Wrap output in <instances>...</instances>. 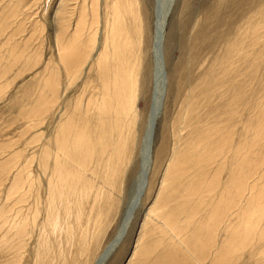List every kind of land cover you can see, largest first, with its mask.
Returning a JSON list of instances; mask_svg holds the SVG:
<instances>
[{
  "label": "rangeland",
  "instance_id": "1",
  "mask_svg": "<svg viewBox=\"0 0 264 264\" xmlns=\"http://www.w3.org/2000/svg\"><path fill=\"white\" fill-rule=\"evenodd\" d=\"M16 1L19 2V10H16L18 7L15 8L14 6L17 16L9 20L6 25H4L5 23L0 25V48H2L0 49V70L4 73L1 74L2 78L0 75V264H94L97 257L105 249L106 245L113 240L119 229V224L122 221L124 210L128 203L127 194L133 186V179L139 169V166H137L138 147L146 124V115H148L151 105L150 74L148 73L149 76L145 80H143V77H138V88L134 103L136 122L134 129L131 128L127 132V145L131 143L132 146L129 148L125 147L123 150L124 153L128 154H125V158L123 154L124 160H122L121 165H118V162L114 160L110 161L108 157L109 151L111 152L109 148L112 149V145L110 146L112 138L108 134L104 138V143L106 144L104 152L106 155L104 154V157L101 156V146L97 145L99 141L97 137L100 135L96 118H94L95 121L90 119L92 124H89L88 132L85 130L81 135L82 137H91L87 144L89 153H86L85 157H83L81 154H84V152H80L82 148L73 150V154H77L76 157L81 156L82 161L80 160L81 163L79 164L83 169L78 173V176L82 180L77 179V173L72 172L73 169H76L72 162L71 168V163L67 162L64 165L59 158L56 159L57 161L52 158L55 155L54 152L58 150L55 148L57 147L56 144H54L55 135L59 130L60 124H62L61 122L70 115L69 112L71 111V115L73 114L74 109L72 110V108H75L77 100L83 97L84 101H81L82 105L85 106L87 99H94L98 93V82L100 81L98 79L101 72L100 69L98 71L96 66L99 63L100 56L110 55V45L109 43L107 44L110 29L109 25H106L112 18L111 7L120 6V8L117 7L119 9L118 13L123 18L120 23L123 21L124 24L121 23L124 26L123 29L129 30L128 33H131L129 36H134L133 39H135L140 33L143 35L142 46L146 59L144 65H147L146 68L148 67L150 70V42L158 15L157 11L160 10L161 12L166 4L170 3V0H66L69 5L68 10L72 9V16L69 13L65 14V16H69L68 19H70L71 24L66 30L67 32L63 33L61 39L64 48H68L69 40L73 38L74 31L72 28L73 25L77 24V20H83L80 24L84 27L74 44L79 52L82 47H85L82 52L84 50L83 53L85 51L89 53L91 47L89 48L88 45L93 42L91 39L95 37V45L89 53L90 56L87 63L83 66L79 77L76 80L75 78L72 79L74 80L73 82L71 79L68 81L57 61L54 25L50 21L53 17L52 13L58 7L60 1L0 0L2 4L0 5V14L3 12L1 7L5 9L6 6H8L6 9H9L7 13H9V4H17ZM120 9H125L128 12L126 13ZM132 9L136 12L135 16V12ZM170 12L171 14L167 18L165 25L162 51L166 91L162 102V114L155 126L152 144L149 149L150 169L144 179V190L139 194L140 196L138 195L133 208L128 211L129 214L125 216V228L120 243L108 257L109 259L105 264H127L130 261V255L134 251L136 243L135 240L141 230L140 225L142 220H144V211L149 208L150 202L154 199L156 190H154V187L156 185L155 188H157L161 177L160 174H162L163 169L166 167L165 164L172 157L173 152L177 154L178 162L183 164L182 166L185 164L189 168L187 170L189 176L187 177L190 178V174L194 170V172L199 171V176L204 173L200 176L202 188L200 184L193 187V189H201L197 190L199 195L196 196V199L194 197L197 201L192 199L183 208V210L187 211V214L192 217L195 216L188 222L189 224L186 228L188 230L186 234L191 233V240H194V250H196L199 243H204L203 245L206 247L203 257L206 256L205 263L207 264L213 262L215 257L221 253L225 255L226 262L224 264H264V0H174ZM7 13L5 11L4 14ZM4 14H1L0 17ZM64 22L67 23V20ZM17 25L20 27V34L18 32L16 34L18 36L15 35L16 37L7 40L9 32ZM134 29L136 30L135 32ZM84 34L85 36H83ZM4 40L8 43L12 41V43L8 44ZM238 40L241 45H239ZM15 41L16 51L9 54L11 51L7 50L11 48L10 44ZM121 41L122 37H120L117 44L121 45ZM1 43H3L2 46ZM232 43L234 44L232 45ZM131 44L134 48L135 42ZM230 44L233 47H230ZM228 47L232 48V50ZM119 48L122 49V46H117V50H120ZM225 48L229 51H226ZM235 53L237 56L234 55ZM224 56L229 63L223 60ZM235 56L237 58L240 57L241 61L237 60ZM236 60L237 64L235 63ZM214 63L215 65L218 63L216 67L221 69L222 72L221 70L213 71L217 69L214 67ZM220 65L223 68L226 66L227 69L224 70ZM213 72L215 75H213ZM211 76L214 77L215 81ZM50 81L51 83L47 85L52 87L57 84L59 89L58 98L54 102L52 93L45 91L48 89L45 83ZM211 81L213 82L212 84ZM66 83H69L68 86ZM227 84L230 85L227 86ZM65 86L66 88H64ZM93 86L95 89L97 87V89L94 90ZM228 88H230L229 91ZM42 90L44 93L46 92L44 96H42L44 94L41 92ZM38 98H43L41 100L43 101L42 104L39 103L40 100ZM184 108H186V111ZM63 114L66 115L65 118H63ZM93 115L94 112L90 109L84 118L81 113L79 117L86 121ZM59 118L62 120H59ZM186 126L188 130L185 128ZM178 139H180V142H178ZM192 140L194 141L192 142ZM107 141L110 142L107 143ZM220 145L223 146V149ZM180 148L182 150H179ZM219 148L220 150H218ZM45 150L49 151L51 155L49 161L48 159L46 161L47 155L42 152ZM88 151L86 150V152ZM189 152L192 155L190 154L188 157L187 154ZM129 153L132 154L128 160ZM96 154H98L99 158ZM181 154L184 156L181 157ZM185 154L187 158H185ZM204 156L207 161H205L206 158ZM202 159L204 162L201 161ZM74 160L76 161V159ZM52 161L54 162L52 163ZM86 161L90 164L88 165ZM193 161L195 164H193ZM198 161H201V163ZM191 162L194 166H191ZM111 164L113 165L111 166ZM65 166L66 168L64 169L63 167ZM102 166H107L108 168H103ZM59 167V176L67 181V183L64 181L66 187L63 188V185H61L62 191L57 192L58 197L53 194V201L50 202L52 199L47 190V182L50 180L52 171ZM194 167L196 169L200 167L202 172L200 168L196 171ZM61 169L64 170L62 171ZM111 169L113 173H111ZM69 172L70 174H68ZM72 176L74 179H72ZM103 179L105 182L102 181ZM116 179L119 181L117 182ZM202 179L205 183L208 181L206 186ZM82 186L83 188H81ZM235 186L240 189L239 198L238 195L235 196L238 199H234L235 197L233 198L232 194V187ZM95 187L100 190L96 191ZM221 189H223V193L220 191ZM226 190L230 192L228 193ZM149 197L152 200H147ZM229 199H233L234 204L238 203L236 206L238 210L235 209L233 214H231L233 210L230 213L228 208H226L228 207L227 202ZM17 202L18 204L15 205ZM177 203L175 204L174 202L173 208L178 207ZM257 205L263 206V210ZM210 206L212 207L209 209ZM217 206L219 209L226 206L227 211L223 208L225 213L220 210L219 215L221 217L217 222L216 231H214L213 224H209L206 217L213 215L215 212L214 208ZM190 208H192V212L188 211ZM257 208L263 211L260 215L259 211H256ZM174 210L178 209L174 208ZM247 210L251 213L249 214L251 218L247 215ZM242 212H245L244 215H242ZM49 214H52L51 218ZM245 214L249 219L246 218ZM257 214L259 215L258 217ZM48 216L49 218H47ZM200 216L202 217L201 222L199 220ZM234 217L238 218V221ZM181 218L177 225L175 224L176 228L187 224L184 223V216H181ZM232 218L234 221H231ZM242 218L243 220L240 221ZM54 220L55 222H53ZM248 220L249 223H253L251 224L253 230L251 225L247 223ZM156 221L161 222L162 220L161 218H156ZM47 222L49 223L47 224ZM242 222H245V224ZM156 224H158V227H155V225L154 227H152L153 225L149 226L151 230L155 228L156 231L153 230V232L146 224L144 241H142L144 244H142L143 247L147 246L146 243L151 239H154L156 243L152 241L150 245L148 244V247L144 249L150 250H145L146 252L141 247V252L138 250V255L135 256L137 261L133 259L135 261H133V264H175L174 261L177 264H181L182 260L185 261V259L180 258L179 255L181 253L184 254V250L175 249V242L173 243L171 234L168 235L169 232L165 233V230L162 231L164 229L163 226L159 225V223ZM211 229L213 231L210 234L208 231H211ZM199 230L201 234L203 233L202 236L198 234L200 237L196 236V240L193 239L192 232L194 231L193 233L196 234L200 232ZM232 231L237 232V236H234L235 238L239 235L235 239L236 241L234 238H230L234 234ZM228 232L230 234L229 237ZM246 232L249 240L246 237ZM205 233L208 234L205 235ZM149 234L151 235L149 236ZM214 234L217 237H214ZM241 235H243L242 238H240ZM42 239L45 243H43ZM165 239L168 240L167 245ZM229 240L232 241L234 248L232 246L231 248L229 247ZM242 240L245 242L244 244ZM162 241L164 244H162ZM239 241L242 242L238 243ZM235 243H237V246ZM187 246L189 245L187 244ZM240 247L242 248L238 251ZM168 248L172 249L169 250ZM233 249L236 250L234 251ZM147 254H149L150 258ZM171 255L174 256V259ZM168 257L170 261H168ZM165 258H167L166 261L168 263ZM143 259L146 260V263ZM148 261L149 263H147Z\"/></svg>",
  "mask_w": 264,
  "mask_h": 264
},
{
  "label": "bare ground",
  "instance_id": "2",
  "mask_svg": "<svg viewBox=\"0 0 264 264\" xmlns=\"http://www.w3.org/2000/svg\"><path fill=\"white\" fill-rule=\"evenodd\" d=\"M60 2H59V4H58V7L53 11V17L51 18V23H53V25H54V27H53V31H54V42H55V44H56V46L55 47H57L56 49H57V55H58V59H57V61L59 62V65H60V67H61V69H62V71H63V73H64V75H65V77H67L68 78V81L71 79H74L75 78V80L79 77V74L82 72V70H83V66L87 63V60H88V58H89V56H90V52L93 50V48H94V45H95V37H93L91 40H93V42H91L88 46H89V48H90V51H89V53H87V51H85V53H83L84 52V50H83V52H82V49L83 48H85V47H82L81 48V50H80V52L75 48V46H74V44L76 43V40H77V38L80 36V34L82 33V31H83V29H84V27H82V24H80V22L82 21L83 22V20H77V24L76 25H73V31H74V33H73V38L72 39H70L69 40V43H68V48L66 49V48H64V45H62V36H63V33L65 34L67 31V29H68V27H70V19H68V17L69 16H65V14H71V16H72V9L71 10H68V7H69V5L67 4V1H69V0H59ZM119 1V0H118ZM122 1V0H121ZM174 0H170V3L168 2V5L166 4V6L165 5H163V6H165L163 9H162V11L160 12V10H158L157 12H158V15H157V17H156V22H155V25H154V31H153V35H152V39H151V46H150V54H149V58L151 59V65H150V70H149V68L147 67L146 68V66L147 65H144V62H145V52H144V50H143V38H142V34L140 33L139 34V36H136L135 37V39H133L134 38V36L133 37H131V36H129V34H131V33H128V31H126V29H123V25L122 24H124L123 23V21L120 23V21L121 20H123V18H122V16H120V14L118 13V8H120V6L118 7V5L117 6H113V7H111V14H112V18H111V20L107 23V25L106 26H108L109 25V29H110V35H109V41L107 42V44L109 43V47H110V55L109 56H105V58H104V56L102 55V56H100L99 57V63H98V65L96 66L97 67V69H98V71H99V69H100V74H99V79H98V93L95 95V97H94V99L92 98H88L87 99V101H86V104H85V106L84 105H82V101H84L82 98L81 99H79V100H77V103H76V105H75V108H72V110L74 109V111H73V114L71 115V111L69 112L68 110V112H69V116H67V118H66V120H64L63 122H61L62 124H60L59 122V124H60V126H59V130L57 131V134L55 135V141H54V144H56V146L57 147H55L56 149H58L56 152H54L55 151V148H54V153H55V155L52 157V158H54V161H57L56 159L57 158H59L61 161H62V163L65 165L67 162H69V163H73V165H74V167L76 168V169H73V171H72V169H71V171L72 172H75V173H77V179H81V178H79L80 176H78V173L79 172H81V170L83 169L81 166H80V164L79 163H81L80 162V160H81V156L79 157H76L77 156V154H73V150L75 149V148H77V150L78 149H81L82 148V151L80 150V152L82 153V152H84V154H81V155H83V157H85L84 155H86V153H89V148L87 147V144H88V142L91 140V137L90 136H86V137H82L81 135H82V133L85 131V130H87V132H88V130H89V124H92V122H90V119H92L93 121H95L96 120V122H97V128H98V130H99V137H97V140H99L98 141V144L97 145H99V146H101L100 147V149H101V152H102V154H101V156H103L104 157V154H105V146H106V144L104 143V138H105V135L106 134H108V136L110 135L111 136V143H110V146L112 145V149L111 148H109L110 150H111V152L109 151V153H108V157L110 158V161L111 160H114L115 162H118V165H121L122 163V160H124V158H125V154H128V153H124V149H125V147L127 148H129L130 146H132V144L130 143L129 145H127V132L129 131V129H134V127H135V122H136V120H135V115H134V111H136V109H134L135 108V105H134V103H135V99H136V93H137V83H138V77H140V78H144L143 80H145V79H147L148 78V76H149V74H150V77H151V97H150V109H149V112H148V115H146L147 116V118H146V124H145V126H144V128H143V132H142V138H141V141H140V144H139V147H138V150H139V152H138V163H137V166H139V169H138V171H137V173H136V176L134 177V179H133V181H134V183H133V186H132V188H130L129 189V192H128V194H127V197H128V203H127V205H126V207H125V210H124V214H123V217H122V221H121V223L119 224V229L117 230V233H116V235H115V237L113 238V240L112 241H110L109 242V244L108 245H106V247H105V249L101 252V254L97 257V259H96V261L94 262V264H105L106 262H107V260L109 259L108 257L111 255V253L117 248V246L119 245V243H120V239H121V237H122V234H123V232H124V221H125V216H126V214H129L128 213V211L130 210V209H132L133 208V206H134V204H135V202H136V199L138 198V195L139 194H141L142 193V191L144 190V185H145V181H144V179H145V176H146V174H147V172H148V170L150 169V165H149V153H150V146H151V144H152V142L150 141V139H151V135H150V130H151V122H152V117L154 116V113L157 111V109H158V106L159 105H163L161 102H163V99H164V96H165V91H166V89H165V85H166V80H165V73H163V58H162V51H163V37H164V30H165V25H166V21H167V10H168V8H169V6L172 4V2H173ZM17 2V1H16ZM118 3H120V2H118ZM125 3V2H124ZM113 4H114V2H113ZM0 5H2L1 3H0ZM18 5H19V2H17V4L16 3H12V4H9V8H10V12L9 13H7L8 12V10L6 9L8 6H6V8L5 9H3L2 7H1V9H2V11L3 12H1V14H4L5 13V11H6V13L7 14H4L3 16H1L0 17V25H3V23H5L4 25H6V23H8V21L9 20H11L12 18H14L15 16H17V14H16V11H15V8L16 7H18ZM120 5V4H119ZM132 5H133V3H132ZM14 6H15V8H14ZM118 7V8H117ZM171 7V6H170ZM128 9V8H127ZM16 10H19V7H18V9H16ZM121 10V9H120ZM125 11L126 13L128 12L127 10H125V9H122L121 11ZM133 10V9H132ZM96 11V10H95ZM134 11V10H133ZM18 12V11H17ZM135 12V11H134ZM121 13V12H120ZM138 13V12H137ZM0 14V15H1ZM74 14V13H73ZM123 14V13H122ZM125 14V13H124ZM135 14H136V12L134 13V16H135ZM139 14V13H138ZM137 14V15H138ZM5 15H6V17H5ZM97 15V14H96ZM74 16V15H73ZM19 17V16H18ZM138 17V16H137ZM125 18H127V17H125ZM129 18V17H128ZM140 18V17H139ZM19 19V18H18ZM79 19H80V17H79ZM65 20H67V23H65L64 21ZM125 20V19H124ZM127 20V19H126ZM133 20H134V18H133ZM166 20V21H165ZM128 21V20H127ZM129 22H131V21H129ZM139 22H141V21H139ZM50 23V22H49ZM122 25V26H121ZM125 25H126V23H125ZM135 25V24H134ZM133 25V26H134ZM121 26V27H120ZM130 26V25H129ZM11 27V26H10ZM9 27V28H10ZM71 27H72V25H71ZM128 27V26H127ZM126 27V28H127ZM5 28V27H4ZM6 28H8L7 26H6ZM5 28V29H6ZM14 28V27H13ZM108 28V27H107ZM130 28H131V26H130ZM134 28V27H133ZM124 31H123V30ZM127 29H129V28H127ZM137 29H138V27H137ZM11 30V29H10ZM136 30L134 29V32H135ZM19 32V34H20V27H18V25H17V27H15L14 29H12V31H10L9 33V36H8V32H7V40H11L12 38H14V37H16V36H18V35H16L17 33ZM240 32V31H239ZM238 32V33H239ZM134 34V33H133ZM16 35V36H15ZM83 36H85V34L83 35ZM120 37H122V41L120 42V44L121 45H119V44H117V42H118V40L120 39ZM81 38H83V37H81ZM106 39V38H105ZM235 39H237V38H235ZM239 39V38H238ZM6 40V39H5ZM4 40V41H5ZM6 42V41H5ZM4 42V43H5ZM83 42V41H82ZM133 42H135V47L133 48L132 47V44L131 43H133ZM238 42H239V40H238ZM6 43H8V42H6ZM9 43H12V41L11 42H9ZM8 43V44H9ZM2 44L3 43H1V46H2ZM85 44V43H84ZM105 44H106V42H105ZM234 43H232V45H233ZM14 45H16V41L15 42H13V44H10V49L9 50H7V51H11V52H9V54L10 53H13V51H16V47L14 46ZM231 44H230V47L232 46ZM239 45H241L240 44V42H239ZM82 46H84V45H82ZM104 46V45H103ZM117 46H122V49L121 48H119L120 50H117ZM146 46V45H145ZM229 46V45H228ZM6 47V46H5ZM18 47V46H17ZM233 47V46H232ZM236 47H237V45H236ZM62 48H64V49H62ZM105 48H106V46H105ZM227 48V47H226ZM225 48V49H226ZM229 48V47H228ZM0 49H2V48H0ZM7 49V48H6ZM86 49H88V48H86ZM134 49V50H133ZM147 49V48H146ZM229 49H231L232 50V48H229ZM235 50H236V48H235ZM1 51V50H0ZM6 51V52H7ZM226 51H229V50H227L226 49ZM82 52V53H81ZM103 52V51H102ZM101 52V53H102ZM105 52V51H104ZM233 52V51H232ZM231 52V53H232ZM235 52V51H234ZM15 53V52H14ZM17 53V52H16ZM226 53H228V52H226ZM229 54V53H228ZM224 55V54H223ZM226 55V54H225ZM232 55H233V53H232ZM234 55H236V53L234 54ZM226 56H229V55H226ZM237 56V55H236ZM235 56V57H236ZM231 57V56H230ZM234 57V58H235ZM57 58V57H56ZM228 58V57H227ZM226 58V59H227ZM237 58V57H236ZM235 58V59H236ZM217 59V58H216ZM215 59V60H216ZM222 59V58H221ZM221 59H220V61H221ZM233 59V58H232ZM231 59V60H232ZM240 60V57L239 58H237V60ZM108 60H111V61H108ZM223 60L224 61H226L225 60V56L223 57ZM237 60H236V64H237ZM241 61V60H240ZM217 62H218V60H217ZM222 63H223V61H221ZM226 62H228V59H227V61ZM54 63V62H53ZM148 63V62H147ZM219 63V62H218ZM218 63H217V65H218ZM229 63V62H228ZM231 63V62H230ZM233 63V62H232ZM238 63H240L239 61H238ZM1 64V63H0ZM146 64V63H145ZM225 64V63H224ZM56 65V64H55ZM54 65V66H55ZM214 65H215V63H214ZM217 65H215L214 67L215 68H217L216 66ZM4 66V65H3ZM5 66H6V64H5ZM57 66V65H56ZM228 66H230V64H228ZM237 66V65H236ZM235 66V67H236ZM220 67H222L221 65H220ZM234 67V66H233ZM5 68V67H4ZM23 68H24V66H23ZM144 68H146V69H144ZM223 68V67H222ZM231 68V67H230ZM7 69V68H6ZM57 69V68H56ZM224 70L225 69H227L226 68V66H225V68H223ZM213 70V69H212ZM218 70H221V69H219V68H217L216 70H213V71H218ZM228 70H230L231 71V69H229L228 68ZM2 70H0V72H1ZM7 71V70H6ZM60 71V70H59ZM229 71V72H230ZM3 72V71H2ZM0 73V75L1 74H4V73ZM97 72V71H96ZM212 72V71H211ZM221 72H222V70H221ZM226 72V71H225ZM232 72V71H231ZM6 73V72H5ZM149 73V74H148ZM224 73V72H223ZM228 73V72H227ZM93 74H95V73H93ZM98 74V73H97ZM96 74V75H97ZM230 74V73H229ZM243 74V73H242ZM213 75H215L214 74V72H213ZM212 75V76H213ZM224 75V74H223ZM234 75V74H233ZM95 76V75H94ZM98 76V75H97ZM211 76V77H212ZM221 76V75H220ZM48 77V76H47ZM227 77H228V75H227ZM1 78H2V75H1ZM0 78V79H1ZM95 78V77H94ZM213 78V80L215 81V79H214V77H212ZM223 78V77H222ZM230 78V77H229ZM228 78V79H229ZM232 79V78H231ZM51 80V79H50ZM49 81V80H48ZM74 80H72V82H73ZM225 81L227 82V80L225 79ZM225 82V83H226ZM48 83H51V81L50 82H47V83H45V86H47V88L48 89H46L45 91H50L51 93H52V95H53V102L55 101V100H57V98H58V94H59V92H58V85L57 84H55V85H53L52 87H51V85H47ZM96 83V82H95ZM95 83H92V84H95ZM213 82L211 81V84H212ZM215 83H217V82H215ZM222 83V82H221ZM39 84V83H38ZM68 84L69 83H66V85L68 86ZM210 84V85H211ZM219 84V83H218ZM223 84V83H222ZM225 85V84H224ZM228 85H230V84H227V86ZM97 86V85H96ZM218 86V85H217ZM94 87V86H93ZM64 88H66V86L64 87ZM93 89V88H92ZM96 89H97V87H96ZM95 89V87H94V90H96ZM64 90V89H63ZM230 90V88H228V91ZM65 91H66V89H65ZM42 93H44L43 92V90L41 91ZM81 92H82V90H81ZM48 93V92H47ZM83 93V92H82ZM88 93V92H87ZM92 93V92H91ZM46 94V92L42 95V96H44ZM64 94V93H63ZM48 95V94H47ZM46 95V96H47ZM66 95V94H65ZM82 95V94H81ZM79 97V96H78ZM81 97V96H80ZM87 97V96H86ZM189 97V96H188ZM161 98H163L162 99V101H161ZM39 99V98H38ZM43 98H40L39 100H40V102L39 103H41L42 104V102L43 101H41ZM82 100V101H81ZM57 102V101H56ZM75 102V101H74ZM56 104V103H55ZM66 104V103H65ZM191 104V103H190ZM74 105V104H73ZM196 105V104H195ZM203 105V104H202ZM66 106V105H65ZM67 106H68V104H67ZM197 106V105H196ZM200 106V105H199ZM204 106V105H203ZM70 107V106H69ZM74 107V106H73ZM189 107H191V106H189ZM230 107V106H229ZM34 108V107H33ZM196 108V107H195ZM200 108H201V106H200ZM199 108V109H200ZM90 109H92L93 110V112H94V115L92 116V117H90L88 120H83V118L88 114V111L90 110ZM186 108H184V110H185ZM202 109V108H201ZM209 109V108H208ZM209 110H211V109H209ZM64 111H66V110H64ZM186 111V110H185ZM184 111V112H185ZM188 111V110H187ZM198 111V110H197ZM63 112V111H62ZM189 112V111H188ZM80 113L82 114V117L83 118H81V117H79L80 116ZM194 113H197V112H194ZM66 114V113H65ZM184 114V113H183ZM226 114V113H225ZM232 114V113H231ZM62 115V114H61ZM64 115V114H63ZM67 115V114H66ZM66 115H64L63 116V118H65V116ZM182 115V114H181ZM185 116H186V114H185ZM229 116V115H228ZM62 117V116H61ZM192 117V116H191ZM230 117V116H229ZM94 118H96L95 120H94ZM185 118V117H184ZM194 118V117H193ZM59 120H62V119H60L59 118ZM185 120V119H184ZM186 120H187V118H186ZM57 121V120H56ZM84 123H83V122ZM187 122V121H186ZM189 122H191L190 120H189ZM57 123V124H58ZM111 123V124H110ZM183 124V123H182ZM185 124V123H184ZM193 125V124H192ZM95 126V125H94ZM179 127V126H178ZM180 127H181V125H180ZM184 127V126H183ZM209 127V126H208ZM186 129H187V126L185 127ZM182 130V129H181ZM188 130V129H187ZM186 130V131H187ZM209 130V129H208ZM134 132H136L135 130H134ZM181 132H183V131H181ZM180 132V133H181ZM56 133V132H55ZM93 133H94V131H93ZM176 133V132H175ZM189 133V132H188ZM200 133V132H199ZM211 133V132H210ZM95 134V133H94ZM234 134V133H233ZM179 135V134H178ZM196 136V135H195ZM207 136V135H206ZM179 137V136H178ZM182 137V136H181ZM203 137V136H202ZM188 138H189V136H188ZM107 139H109V137H107ZM176 139V138H175ZM181 139V138H180ZM180 139H178L179 141L178 142H180ZM187 139V138H186ZM194 139V138H193ZM196 139V138H195ZM199 139V138H198ZM84 142H83V141ZM106 140V139H105ZM191 140V139H190ZM194 140H192V142H193ZM110 142V141H109ZM108 141H107V143H109ZM188 142H190V141H188ZM196 142V141H195ZM200 142H201V140H200ZM180 144V143H179ZM191 144V143H190ZM190 144H189V146H190ZM196 144V143H195ZM177 145V144H176ZM194 146V145H193ZM193 146H192V148H193ZM214 146V145H213ZM221 146V145H220ZM46 147V146H45ZM178 147V146H177ZM211 147V146H210ZM222 147V149H223V146H221ZM220 147V148H221ZM50 148V147H49ZM208 148V147H207ZM214 148V147H213ZM220 148L218 149V150H220ZM42 149H44V148H42ZM96 149V148H95ZM177 149V148H176ZM184 149V148H183ZM188 149H191V148H188ZM233 149H234V147H233ZM86 150L88 151V152H86ZM96 150H99V149H96ZM179 150H182V148H180ZM108 151V150H107ZM185 151V150H184ZM191 151V150H190ZM194 151V150H193ZM198 151V150H197ZM201 151V150H200ZM42 152H44L45 153V155H47V158H46V161H47V159H48V161H49V158L51 157V155H50V153H49V151H42ZM79 152V151H78ZM128 152V151H127ZM195 152V151H194ZM210 152V151H209ZM51 153H52V151H51ZM177 153H179V152H177ZM193 153V152H192ZM197 153V152H196ZM53 154V153H52ZM93 154H95V153H93ZM92 154V155H93ZM123 154H124V158H123ZM130 155H128V160H129V158H130V156H131V154L132 153H129ZM180 154V153H179ZM191 153L189 152V154H187L188 155V157H189V155H190ZM195 154V153H194ZM194 154H193V156H194ZM199 154V153H198ZM42 155V154H41ZM91 155V154H90ZM97 155V157H98V154H96ZM96 155H95V157H96ZM106 155V154H105ZM192 155V154H191ZM202 155H203V153H202ZM184 156V155H183ZM182 156V154H181V157H183ZM195 156H196V154H195ZM198 156V155H197ZM45 157V156H44ZM205 157V156H204ZM99 158V157H98ZM108 158V159H109ZM122 158V159H121ZM185 158H187V156H186V154H185ZM193 158V157H192ZM206 158V157H205ZM74 159H76V161L74 160ZM88 159V158H87ZM107 159V158H106ZM101 160V159H100ZM182 160H183V158H182ZM54 161H52V163L54 162ZM82 161V160H81ZM102 161V160H101ZM113 161V162H114ZM179 161H181V160H179ZM191 161V160H190ZM194 161H195V159H194ZM194 161H193V164H195L194 163ZM201 161H203V159L201 160ZM201 161L199 162V163H201ZM205 161H207V158H206V160ZM40 162H41V160H40ZM178 158H177V154L176 153H174L173 152V154H172V157L168 160V162H166V167L163 169V172H162V174H160L161 175V177L159 178V184H158V186H157V188H155L156 187V185H155V187H154V190H155V194H154V199L152 200L150 197H149V199H147V200H152V202H150V206H149V208H147L145 211H144V220H142V224L140 225V228H141V230H140V233L137 235V238H136V240H135V247H134V251L132 252V254L130 255V261L127 263V264H133V259H135V261H137L136 260V258H135V256H137L138 254V250H140V252H141V247H143V244H144V242H142V241H144L143 239H144V236H145V231H144V228H145V226H146V224H147V226L149 227V226H151V225H153L152 227H154V225H155V227L157 226L158 227V224H156V223H159V225H161V226H163V228L164 229H162V228H160V229H162V231H164L165 230V233H167V232H169L168 233V235L169 234H171V237H173V238H171L172 239V241H173V243L175 242V249L176 248H179L180 250L182 249V250H184L183 252H184V254H182L181 253V255H179L180 256V258H182V259H185V261H183L182 260V263L181 264H207V263H205V257H203L204 255V253H205V247L206 246H204L202 243H199L198 245H197V248H196V250H194V248H195V244H194V240L192 241L191 240V233H188V234H190L189 236H188V234H186L187 232H188V230L186 229L187 228V225L189 224L188 222H190L191 221V219L192 218H194V217H192L190 214H187V211H185V210H183V208H185V206L187 205V203H190V201L192 200V199H194V197H195V199H196V196H198L199 194H197L198 193V189L199 190H201L200 188H197V189H193V187L194 186H196V185H201V188H202V184L200 183L201 182V180H200V176L201 175H203L204 173H202L200 176L198 175V173H199V171L198 172H194L193 171V169H192V171H193V173L192 174H190L191 176H190V178L189 177H187V176H189V173H188V167H186L185 166V164H184V166H182L183 164H180V162H178ZM182 162V161H181ZM204 162V161H203ZM57 163V162H56ZM55 163V164H56ZM68 163V164H69ZM72 163L70 164L71 166V168H72ZM83 163V162H82ZM86 163H87V161H86ZM183 163V162H182ZM184 163H186V162H184ZM190 163V162H189ZM88 164V163H87ZM90 164V163H89ZM88 164V165H89ZM108 164V163H107ZM110 164V163H109ZM192 164V162H191V166H194ZM53 165V164H52ZM57 165V164H56ZM56 165H54V166H56ZM63 165V166H64ZM84 165V164H83ZM113 164H111V166H112ZM202 165H205V164H202ZM68 166V165H67ZM103 166H105V165H103ZM102 166V167H103ZM115 166V165H114ZM196 166V165H195ZM86 167V166H85ZM87 167H89V166H87ZM107 167V166H106ZM106 167H103V168H106ZM205 167V166H204ZM64 169L66 168V166L65 167H63ZM108 168V167H107ZM195 168V167H194ZM199 168L200 167H198L197 169L199 170ZM64 169H61L62 171L64 170ZM92 169H94V168H92ZM118 169V168H117ZM124 169V168H123ZM125 169H126V167H125ZM196 169V168H195ZM197 169H196V171H197ZM218 169V168H217ZM43 170V169H42ZM41 170V171H42ZM68 170H70V168H68ZM85 170V169H84ZM108 170V169H107ZM120 170V169H119ZM203 170H205V169H203ZM109 171V170H108ZM200 171L202 172V169L200 168ZM43 172V171H42ZM60 167L59 168H56V169H54L53 171H52V174H51V177H50V180H49V182H47V184H48V186H47V190L49 191V196H50V198L52 199V195L53 194H56V196H57V192L59 191L60 192V190L62 189V187H60L61 185H63V188H65L66 186V184H64V181H66V180H64V179H62V177L60 178ZM83 172V171H82ZM92 172V171H91ZM205 172H207V171H205ZM67 173V172H66ZM75 173H71V174H75ZM90 173V172H89ZM103 173V172H102ZM111 173H113V171H112V169H111ZM124 173H126V172H124ZM188 173V174H187ZM29 174V173H28ZM68 174H70V172L68 173ZM87 174H88V172H87ZM107 174V173H106ZM200 174V173H199ZM80 175V174H79ZM84 175V174H83ZM85 175H86V173H85ZM84 175V176H85ZM93 175V174H92ZM91 175V176H92ZM101 175V174H100ZM108 175V174H107ZM29 176V175H28ZM70 176V175H69ZM97 176V175H96ZM103 176V175H102ZM106 176V175H105ZM110 176V175H109ZM114 176V175H113ZM198 176H199V178H198ZM212 176V175H211ZM248 176V175H247ZM64 177V176H63ZM82 177V176H81ZM86 177V176H85ZM92 177H94V176H92ZM92 177H90L92 180H93V178ZM101 177V176H100ZM205 177V176H204ZM210 177V176H209ZM208 177V178H209ZM249 177V176H248ZM88 178V177H87ZM86 178V179H87ZM104 178H106V177H104ZM122 178V177H121ZM120 178V179H121ZM189 178V179H188ZM202 178V177H201ZM54 179V180H53ZM72 179H74L73 178V176H72ZM206 179H207V177H206ZM82 180V179H81ZM117 180V179H116ZM208 180V179H207ZM255 180H256V178H255ZM31 181V180H30ZM69 181H70V178H69ZM74 182H75V180H73ZM103 182H105L104 181V179L102 180ZM107 181V180H106ZM119 180H117V182H118ZM202 181L205 183V181L202 179ZM32 182V181H31ZM79 182V181H78ZM86 182H87V180H86ZM113 182V181H112ZM116 182V181H115ZM116 182V183H117ZM202 182V183H203ZM208 182V181H207ZM206 182V183H207ZM19 183V182H18ZM66 183H67V181H66ZM70 183V182H69ZM109 183H110V181H109ZM114 183V182H113ZM120 183H122V181H120ZM206 183L204 184L205 186H206ZM253 183V182H252ZM34 184V183H33ZM58 184H59V187H58ZM151 184V183H150ZM73 185V184H72ZM117 185V184H116ZM115 185V186H116ZM68 186H69V184H68ZM102 186V185H101ZM105 186V185H104ZM119 186V185H118ZM22 187V186H21ZM30 187V186H29ZM75 187V186H74ZM92 187H93V185H92ZM98 187V186H97ZM149 187H150V185H149ZM198 187V186H197ZM204 187V186H203ZM16 188V187H15ZM77 188H78V186H77ZM81 188H83V186L81 187ZM85 188V187H84ZM101 188V187H100ZM152 188H153V186H152ZM152 188H151V191H152ZM209 188V187H208ZM13 189V188H12ZM73 189V188H72ZM99 189V188H98ZM98 189H96V187H95V190L96 191H98ZM204 189V188H203ZM229 189V188H228ZM17 190V189H16ZM82 191H85V190H83V189H81ZM100 190V189H99ZM102 190V189H101ZM146 190V189H145ZM205 190V189H204ZM257 190V189H256ZM24 191H25V188H24ZM46 191V190H45ZM62 191V190H61ZM92 191V190H91ZM150 191V190H149ZM220 191H222V193H223V189H221ZM219 191V192H220ZM227 192H228V190H226ZM232 194H233V198L235 197V196H237L238 195V198H239V194H240V189L237 187V186H235V187H232ZM251 191V190H250ZM26 192H28V191H26ZM25 192V193H26ZM90 192V191H89ZM88 192V193H89ZM217 192V191H216ZM215 192V193H216ZM218 192V193H219ZM230 192V191H229ZM228 192V193H229ZM18 193V192H17ZM73 193H74V191H73ZM83 193V192H82ZM81 193V194H82ZM107 193H108V191H107ZM154 193V192H153ZM203 193V192H202ZM11 194H13V193H11ZM27 194V193H26ZM148 194V193H147ZM18 195V194H17ZM25 195V194H24ZM153 195V194H152ZM222 195V194H221ZM230 195V194H229ZM261 195H263V194H261ZM67 196H68V194H67ZM101 196V195H100ZM140 196V195H139ZM232 196V195H231ZM14 197V196H13ZM19 197V196H18ZM58 197V196H57ZM205 197V196H204ZM225 197V196H224ZM242 197V196H241ZM17 198V197H16ZM22 198H23V196H22ZM78 198V197H77ZM221 198V197H220ZM226 198V197H225ZM228 198H229V196H228ZM237 197H235L234 199H238ZM258 198H260V197H258ZM19 199H20V197H19ZM84 199V198H83ZM194 199V201H197V200H195ZM211 199V198H210ZM217 199H218V197H217ZM250 199V198H249ZM17 200V199H16ZM94 200V199H93ZM219 200V199H218ZM233 199H229L228 200V202H227V204H228V207H226V208H228V210H229V212L231 213V211H232V213L231 214H233L234 213V210L235 209H237L236 208V206H237V204L238 203H236V204H234L233 203V201H232ZM18 201V200H17ZM53 201V199L50 201V202H52ZM179 201V203H177ZM223 201H224V199H223ZM242 201V200H241ZM253 201V200H252ZM174 202H175V204L177 203V205H178V207H174L175 209H178V210H174V208H173V204H174ZM221 202H222V200H221ZM248 202V201H247ZM250 202V201H249ZM61 203V202H60ZM215 203V202H214ZM223 203V202H222ZM221 203V204H222ZM240 203V202H239ZM254 203H255V200H254ZM264 203V202H263ZM16 204H18V202L17 203H15V205ZM50 204V203H49ZM54 204V203H53ZM93 204H95V203H93ZM196 204V203H195ZM226 204V205H227ZM243 204V203H242ZM242 204H240V206H242ZM259 204V203H258ZM20 205H21V203H20ZM77 205V204H76ZM96 205V204H95ZM176 205V206H177ZM249 205V204H248ZM19 206V205H18ZM181 206H183V207H181ZM230 206V207H229ZM240 206H238V207H240ZM247 206V205H246ZM253 206H255V205H253ZM257 206H260V205H257ZM256 206V207H257ZM264 206V205H263ZM263 206L261 207L260 206V208L263 210ZM212 206H210L209 207V209L211 208ZM223 208V209H226V208ZM248 207V206H247ZM251 207H252V204H251ZM221 207H220V209L218 208V206L217 207H215L214 208V214L213 215H211L210 217H209V215L206 217V219L208 218V221H209V224L210 223H212L213 225L212 226H214V231H216V226L218 225L217 224V222L219 221V219H220V217H221V215H219L220 214V212L221 211H224V213H225V210H223ZM242 208V207H241ZM260 208H257V210L256 211H259V215L261 214V212H263V211H261V209ZM192 208H190V209H188V211L189 212H192L193 210H191ZM250 209V208H249ZM208 210V209H207ZM207 210H206V212H207ZM221 210V211H220ZM238 210V209H237ZM236 210V211H237ZM239 210H240V208H239ZM245 210V209H244ZM243 210V211H244ZM226 211H227V209H226ZM248 211V210H247ZM19 213V212H18ZM205 213V212H204ZM223 213V214H224ZM226 213H228V212H226ZM245 213V212H244ZM244 213L242 212V215H244ZM48 214V213H47ZM52 214H53V212H52ZM51 214V215H52ZM203 214V213H202ZM236 214V213H235ZM238 214V213H237ZM249 214H251V213H249V211H248V216L251 218V216L249 215ZM50 215V214H49ZM51 215H50V218H51ZM195 215H196V213H195ZM227 215V214H226ZM258 214H257V217L259 216ZM181 216H184V218L183 219H185V221H184V223H187V224H185V226L184 225H182V226H180L179 228H176V225H177V223L180 221V219H182L181 218ZM230 216V215H229ZM239 216V215H238ZM237 216V217H238ZM245 216H246V214H245ZM14 217V216H13ZM52 217H54V216H52ZM57 217V216H56ZM157 219H160L161 218V222H158V221H156V218ZM199 217V216H198ZM241 217V216H240ZM240 217H239V219H240ZM249 217L247 218V216H246V218L247 219H249ZM253 217V216H252ZM47 218H49V216L47 217ZM129 218V217H128ZM201 216H200V218H199V220H200V222H201ZM235 218V217H234ZM245 218V219H246ZM56 219V218H55ZM198 219V218H197ZM228 219V218H227ZM225 220V219H224ZM229 220H230V218H229ZM235 220L236 221H238V218L236 219L235 218ZM243 220V218L240 220V221H242ZM174 221V222H173ZM231 221H234V219L232 218V220ZM245 221V220H244ZM53 222H55V220L53 221ZM196 222H198V221H196ZM199 222V223H200ZM253 222V221H252ZM259 222V221H258ZM49 222H47V224H48ZM51 223H52V220H51ZM50 223V224H51ZM232 223V222H231ZM239 223V222H238ZM237 223V224H238ZM241 223V222H240ZM242 223H244L245 224V222H242ZM249 225H251V224H253V223H249V220H248V222H247ZM174 224V225H173ZM176 224V225H175ZM230 224V223H229ZM243 224V226H245ZM52 225V224H51ZM205 225V224H204ZM222 225V224H221ZM234 225V224H233ZM87 226V225H86ZM238 226V225H237ZM248 226V225H247ZM53 227V226H52ZM147 227V228H148ZM200 227V226H199ZM198 227V228H199ZM204 227V226H203ZM205 227H207V226H205ZM221 227H223V226H221ZM246 227V226H245ZM54 228V227H53ZM196 228V227H195ZM202 228V227H201ZM253 228V226L251 225V229ZM255 228V227H254ZM146 229V228H145ZM149 229H150V227H149ZM148 229V230H149ZM153 230H155V228H152ZM156 229H158V228H156ZM200 229V228H199ZM221 229V228H220ZM225 229V228H224ZM250 229V228H249ZM248 229V230H249ZM151 230V229H150ZM153 230H151L152 232H153ZM192 230V229H191ZM201 230V229H200ZM199 230V231H200ZM207 230V229H206ZM232 230V229H231ZM242 230V229H241ZM253 230V229H252ZM156 231V230H155ZM195 232H196V230H194ZM193 231V232H194ZM197 231H198V229H197ZM203 231H204V229H203ZM212 231H213V229H211V231L209 230L208 232L211 234L212 233ZM229 231V230H228ZM247 231V230H246ZM70 232H71V230H70ZM191 232V231H190ZM192 232V237H194L193 239H195L196 240V236H198V237H200L198 234H201V231L199 232V233H196V234H194ZM226 232H227V230H226ZM233 232V231H232ZM249 232V231H248ZM83 233V232H82ZM158 233V232H157ZM160 233V232H159ZM163 233V232H162ZM161 233V234H162ZM220 233V232H219ZM234 234H232V236H230V234H229V232L227 233L228 234V237L230 236V238H234V240L236 239V238H238L239 237V235H238V237H234V236H237V232H233ZM244 233V232H243ZM243 233H241V234H243ZM21 234H22V232H21ZM147 234V233H146ZM203 234V233H202ZM202 234H201V236H202ZM206 234H208V233H205V235ZM209 234V235H210ZM245 234V233H244ZM243 234V235H244ZM252 234V233H251ZM251 234H249L250 236H252ZM85 235V234H84ZM148 235V234H147ZM146 235V236H147ZM151 234H149V236H150ZM204 235V237H206ZM243 235H241V237L240 238H242V236ZM246 235H247V232H246ZM15 236V235H14ZM154 236V235H153ZM161 236V235H160ZM159 236V237H160ZM217 237V235H215L214 234V237ZM168 237V236H167ZM166 237V238H167ZM227 237V238H228ZM247 238H248V235L246 236ZM253 237V236H252ZM68 238V237H67ZM154 238H158V237H154ZM226 238V237H225ZM244 238V237H243ZM160 239V238H159ZM214 239V238H213ZM221 239V238H220ZM245 239V238H244ZM251 239V238H250ZM70 240H72V239H70ZM146 240V239H145ZM163 240H164V238H163ZM206 240H207V238H206ZM215 240V239H214ZM222 240H223V238H222ZM222 240H221V242H222ZM227 240V239H226ZM233 240V239H232ZM233 240V241H234ZM248 240H249V238H248ZM42 241H43V243H45V241L42 239ZM68 241V240H67ZM148 241V240H147ZM146 241V242H147ZM154 242L155 240L153 239H151L150 241H148V243H146L147 244V246H145V247H143V250H144V252H146V251H149V250H146V249H144V248H146V247H148V244L150 245V243L151 242ZM161 241V240H160ZM165 241H166V245H167V241L168 240H166L165 239ZM205 241V240H204ZM213 241V240H212ZM225 241V240H224ZM236 241V240H235ZM234 241V242H235ZM243 241V240H242ZM242 241H239L238 243H240V242H242ZM246 241V240H245ZM12 242V241H11ZM191 242H193V243H191ZM43 243H41L42 245H43ZM143 243V244H142ZM155 243H156V241H155ZM154 243V244H155ZM190 243H191V245H190ZM205 243H207V242H205ZM215 243H217L216 241H215ZM229 244V247L231 248V246H232V241L231 240H229V242H228ZM245 242L243 241V244H244ZM81 244V243H80ZM153 244V243H152ZM162 244H164V242L162 241ZM162 244H161V247H162ZM187 244L189 245V246H187ZM197 244V243H196ZM212 244V243H211ZM236 244V246H237V243H235ZM10 245V244H9ZM142 245V246H141ZM208 245H210V244H208ZM207 245V246H208ZM221 245V244H220ZM227 244H226V246H228ZM234 245V244H233ZM46 246V245H45ZM154 246V245H153ZM240 246H242V245H240ZM43 247V246H42ZM84 247V246H83ZM160 247V250L162 249ZM216 247H217V245H216ZM233 247V246H232ZM239 247V246H238ZM238 247H236V248H238ZM85 248V247H84ZM158 248V247H157ZM224 248V247H223ZM234 248V247H233ZM242 247H240L239 249H238V251L241 249ZM43 249V248H42ZM42 249H40V250H42ZM79 249H81V248H79ZM148 249V248H147ZM163 249H164V247H163ZM169 250H171L170 248H168ZM179 249H177V250H179ZM225 249H226V247H225ZM229 249V248H228ZM146 250V251H145ZM232 250V249H231ZM234 251L236 250V249H233ZM162 251V253L164 254V252H163V250H161ZM224 251V250H223ZM226 251V250H225ZM41 252V251H40ZM158 252H159V250H158ZM172 252V251H171ZM212 252H214L213 250H212ZM211 252V253H212ZM232 252V251H231ZM142 253H143V251H142ZM141 253V254H142ZM156 253V252H155ZM160 253V252H159ZM176 253V252H175ZM175 253H174V255H175ZM221 253V252H220ZM41 254H42V252H41ZM140 254V253H139ZM156 254H158V253H156ZM156 254H154V255H156ZM229 254V253H228ZM144 255H145V253H144ZM148 256H149V254H147ZM152 255V254H151ZM161 255V254H160ZM210 255V254H209ZM214 255V254H213ZM148 256H147V258H148ZM153 256V255H152ZM164 256V255H163ZM172 256V255H171ZM208 256V255H207ZM166 257V256H165ZM173 257V259H174V256H172ZM177 257V256H176ZM143 258V257H142ZM146 257H145V259H147ZM149 258H150V256H149ZM148 258V259H149ZM178 258V257H177ZM214 258V257H213ZM229 258V257H228ZM138 259V258H137ZM145 259H143V260H145ZM166 259L167 258H165V261H166ZM176 259V258H175ZM187 259V260H186ZM207 259H208V257H207ZM140 260V259H139ZM172 260V259H171ZM177 260V259H176ZM209 260V259H208ZM134 261V262H135ZM142 261V260H141ZM151 261V260H150ZM168 261H170V258L168 257ZM168 261H166L167 263H168ZM181 261V260H180ZM210 261H213V260H210ZM163 262V261H162ZM175 262V264H177L176 263V261H174ZM173 262V263H174ZM224 262H226L225 261V255L223 254V253H221V254H219V256L217 255L216 257H215V260L213 261V262H211L210 264H224ZM145 263H146V260H145ZM147 263H149V261L147 262ZM158 264V263H157ZM163 264V263H162ZM168 264H170V263H168ZM180 264V263H179Z\"/></svg>",
  "mask_w": 264,
  "mask_h": 264
},
{
  "label": "water",
  "instance_id": "3",
  "mask_svg": "<svg viewBox=\"0 0 264 264\" xmlns=\"http://www.w3.org/2000/svg\"><path fill=\"white\" fill-rule=\"evenodd\" d=\"M173 3L174 1L172 2V4L169 6L168 10H167V18L169 17V15L171 14V8L173 6ZM166 21V20H165ZM163 98H161V101H162ZM162 103V102H161ZM162 109H163V105H159L158 106V109L157 111L154 113V116L152 117V122H151V130H150V135H151V139L150 141L152 142V138H153V132H154V129H155V126L159 120V118L161 117V114H162Z\"/></svg>",
  "mask_w": 264,
  "mask_h": 264
}]
</instances>
